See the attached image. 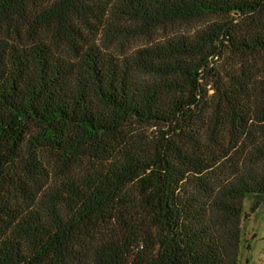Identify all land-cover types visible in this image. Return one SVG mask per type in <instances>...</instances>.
I'll return each mask as SVG.
<instances>
[{"label": "trees", "instance_id": "obj_1", "mask_svg": "<svg viewBox=\"0 0 264 264\" xmlns=\"http://www.w3.org/2000/svg\"><path fill=\"white\" fill-rule=\"evenodd\" d=\"M248 194L264 0H0V264H239Z\"/></svg>", "mask_w": 264, "mask_h": 264}, {"label": "rangeland", "instance_id": "obj_2", "mask_svg": "<svg viewBox=\"0 0 264 264\" xmlns=\"http://www.w3.org/2000/svg\"><path fill=\"white\" fill-rule=\"evenodd\" d=\"M242 223L239 264H264V198L245 197Z\"/></svg>", "mask_w": 264, "mask_h": 264}]
</instances>
